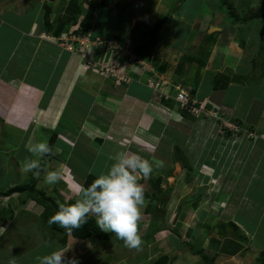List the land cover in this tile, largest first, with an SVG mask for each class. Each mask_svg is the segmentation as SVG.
Listing matches in <instances>:
<instances>
[{
  "label": "crops",
  "instance_id": "0c3cea01",
  "mask_svg": "<svg viewBox=\"0 0 264 264\" xmlns=\"http://www.w3.org/2000/svg\"><path fill=\"white\" fill-rule=\"evenodd\" d=\"M190 1L111 0L110 4L102 5L100 0H0V60H9L21 66L26 75L14 74L11 70L13 67L5 70V73L0 67V74L11 87L22 80L29 87L33 86V90H19L23 103L33 110L36 109L33 107L35 104L46 100L44 96L47 88L52 85L55 72L64 63L61 76L67 80L65 86L57 85L61 91H53L49 99L51 105L64 107V116L68 113L76 125L81 123L82 126L73 145L59 140L60 152H65L68 160L71 159L72 149L76 145L80 146L79 163L73 161L69 165L64 159L57 163L59 168L63 166V176H69L71 181L82 184L87 173L96 175L104 171L118 151L138 152L150 161L163 162L160 167L154 165L153 171L157 176L166 174L165 178L161 177V183L154 189L152 187L148 191L149 187L147 190L145 188L149 195H145V207L138 224L142 253L146 254V249L150 250L153 244L164 249L163 246L168 242L173 247L164 251L174 250L170 254L173 260L177 256L175 253L185 248L200 257L190 251L187 243L194 249H201L213 259V264H242L241 256L247 249L244 240L249 238L256 242V235L264 239V178L259 177L264 174V75L256 84L261 92L253 93L246 100L239 93V87H245V83L251 81L248 73L253 70L255 54L250 55L247 49L252 42L250 27L257 19L246 21L249 24L243 27L246 22L232 19L227 10L220 8V0H212L215 6L197 0L198 6L192 9L188 7ZM228 2L232 3V0ZM260 3L257 0L252 6ZM249 7H240L241 10L237 12L243 13ZM45 14L47 22L44 20ZM165 14H169L167 20L150 43L148 30ZM60 21L65 23L60 33L54 35L53 30ZM72 36L83 43L89 40L107 41L110 45L105 49L108 56L103 52L105 50H96L97 57L102 59L107 57L113 60L124 52L132 55L127 71L136 79L154 73L168 83L189 79V85L194 89L191 95L193 99L220 105L222 112H226L233 120L240 119L243 127L250 126L260 136L252 140L244 137L239 140L238 136L235 140L229 133L218 132L212 118L184 115L180 119L174 100L169 104L161 103L151 89L136 80L128 84L106 82L105 79L96 83L91 75L85 84L84 81L74 84V79L83 75L84 54L69 51L67 49L70 47L63 46V38L72 39ZM111 40L116 41L118 49ZM150 44L153 50L149 48ZM127 45L128 48L132 47L133 54L123 49ZM152 53L159 58V63L150 58ZM184 55L191 59H184ZM166 56L174 60V69L171 65L166 68L162 63V60L167 61ZM169 70H173V77L166 74ZM219 72L230 76L245 75L247 81H230L225 86L214 88L212 79ZM204 83L209 85L208 89L203 90ZM94 85H97L96 94L90 95L87 88ZM71 87L77 91L75 95L80 101L76 110L69 105L66 109V103H61ZM1 104L0 112L5 113L6 108ZM137 107L142 110L139 112ZM94 112L98 114L96 120L89 116L79 120L81 115ZM117 112H123L122 122L131 123H116ZM23 115L13 111L8 120L16 126ZM62 115H59L60 119ZM110 116H113L111 121L108 119ZM45 124L50 125L49 131L53 129L52 124ZM61 124L67 128L63 120H60L58 127ZM84 127L100 135L96 133L91 137L83 130ZM58 132L67 135L64 128ZM137 133L142 136H137ZM108 134H112L113 138L106 137ZM134 137L139 138V142ZM125 138L127 140L123 142ZM176 147L180 148V153H176L178 156L175 155ZM184 168L191 176L204 182L205 186L210 181L209 175L223 177L216 180L218 186L210 184L208 187L212 188L206 193L185 195L183 192L187 186H184L181 176L176 186L169 183L171 172L175 170L181 174ZM66 187L69 188L68 185ZM166 187L171 188L164 199L162 196ZM152 193L155 195L150 196ZM0 222L3 226L4 221L0 219ZM114 239L117 238L114 236ZM112 244L124 243L113 241ZM257 245H264V242ZM151 257L152 252L133 264H144V260ZM201 261L203 264H211L202 258Z\"/></svg>",
  "mask_w": 264,
  "mask_h": 264
},
{
  "label": "rangeland",
  "instance_id": "374dc122",
  "mask_svg": "<svg viewBox=\"0 0 264 264\" xmlns=\"http://www.w3.org/2000/svg\"><path fill=\"white\" fill-rule=\"evenodd\" d=\"M21 1H27V0H21ZM242 2L239 3V0L235 1L232 0V5L236 8L237 11H240V7H249L252 6L253 3H256L257 0H240ZM262 2L263 0H259ZM211 3L212 6H215V1L212 0H203L204 4ZM245 3V5H244ZM250 3V4H246ZM220 8L227 10L226 5L222 4L221 0L219 1ZM198 6L197 0H191L188 7L190 9L196 8ZM249 24L248 22L243 24V27ZM252 33V42L251 45L248 46L247 53H250V55L255 54L253 63V70L248 73V78H250L251 81H247L245 83V87H239V93L243 97V100L250 99V96L253 93L261 92L262 90H259L256 88L257 81H261L262 76L264 75V19H257L254 21L253 26L250 27V31ZM248 32V33H249ZM70 39L67 37V39L63 38V46L70 47V49H67L69 51H77L79 54H84V58L82 59L83 62H85L83 65L84 72L83 75L80 76L79 79H74V84H80L82 81L88 82L91 75L94 76V80L97 83L98 81L101 83L104 79L106 82H112V83H125L128 84L134 80L140 82V78L136 79V77H132L129 75L126 68L129 66V63H131L129 59V54L124 52L122 55H119L116 59L110 58L107 59L105 57L104 59L100 58V56L97 57L98 52L96 50H105L107 47L109 48L110 45H108L107 41L104 40H93V41H85L78 43L77 39L74 38ZM251 37V34H250ZM151 41L150 43H152ZM250 43V42H249ZM100 47V48H98ZM98 48V49H97ZM132 47L128 45L123 48L126 50H129V53L133 54V51L131 49ZM153 50V47H150ZM254 51V53H252ZM93 51V52H92ZM106 54V50L103 51ZM100 51V53H103ZM151 53V52H150ZM157 54V53H156ZM153 60H157L159 63V58L156 57L155 53L151 54ZM106 56H108L106 54ZM121 56V57H120ZM127 56V57H126ZM156 57V58H155ZM159 57V56H158ZM166 60H162V63L164 66L171 65V68L174 69V60L171 56H166ZM181 60H179L180 62ZM184 61V60H183ZM134 62V61H132ZM14 63V62H13ZM11 61H1L0 60V67H2V71L10 70L11 69L14 74L19 76L26 75L25 71L21 68V66H18L17 64H13ZM115 64V67H117L119 70H121L124 73L117 77L116 71H110V64ZM161 63V62H160ZM21 64V63H19ZM91 64V65H90ZM105 64V65H103ZM107 64V65H106ZM179 64V63H178ZM183 64V63H182ZM64 63L62 64L61 68L55 72L53 78H52V85L47 88V94L44 96L46 100L40 102L39 104H35L36 109L33 108V110H30L26 104L23 103V96H21L20 89H28L33 90V86L29 87V84L19 81L15 86L11 87L10 83L6 81L4 76H1L0 74V103L6 108L5 113L0 112V189L5 188L9 185L15 184V183H21L25 182L30 178V174H24L21 170V165L25 158L31 157V154L27 151L26 145L35 143L40 140H47L49 133L53 132L52 130L55 129L56 131H59L61 129H66L67 135H62L59 132L58 137L59 139H62L63 142L67 143L68 145H73L75 139L81 132L82 126L76 125L75 120H71L65 115L64 107L59 106L55 107L53 104L51 105L52 101H50V95H52L53 91L60 92L61 90L58 89L59 86L62 84L65 86V82L67 81L64 79L62 74ZM130 67V66H129ZM167 68V67H166ZM19 69V71H17ZM110 69V70H109ZM1 70V69H0ZM166 71V70H165ZM164 71V72H165ZM188 72V71H187ZM173 70H169L166 72V74L170 77H173ZM28 74V73H27ZM165 74V75H166ZM175 77V76H174ZM28 78V77H27ZM152 79L158 80V76L155 75H148L146 79ZM144 80L143 85L148 87L147 80ZM176 79V78H175ZM21 80V79H20ZM104 80V81H105ZM189 79L185 80H178L179 82H176L174 84H180V86H184L186 91L188 92L189 98H192L191 95L194 92V89L189 85ZM185 81V82H184ZM18 90L16 87H18ZM100 85V84H99ZM57 86V87H56ZM73 86V85H72ZM74 87V86H73ZM203 90L208 89L209 85L203 84L202 85ZM89 89L90 95L96 94L97 85H94ZM150 89V88H149ZM79 90V89H78ZM76 90L73 91V88L71 87L69 94L66 96V99L62 101L61 103L64 105L66 103V109H68V105L72 106L74 109L78 106V98ZM76 94V95H75ZM57 96V94H55ZM65 94L63 95V97ZM59 97V95H58ZM91 97V96H90ZM193 99V98H192ZM169 100V99H167ZM91 102V100H90ZM196 103H201L203 100L196 99ZM208 102V101H206ZM212 103V102H211ZM89 104V103H88ZM169 104V103H167ZM204 104V107L207 108L209 103H202ZM256 104V103H255ZM38 105V106H36ZM216 106V109H222L220 105L214 104ZM40 107V109H39ZM32 108V106H31ZM70 108V107H69ZM72 109V110H74ZM139 112L142 110V108L137 107L136 108ZM76 110V109H75ZM13 111H19L23 113V118L20 120V122L16 123V126L11 124V121L8 120L10 113ZM68 111V110H67ZM222 110H219V112ZM112 113V112H110ZM123 112H117L115 115L116 123H124L122 122L121 115ZM225 115L223 116V114ZM61 119L59 118L61 115ZM113 115L115 114L112 113ZM186 116H189L191 113L190 111H186ZM180 119L184 117L182 113H179ZM203 114H199L198 116L203 117ZM58 116V117H57ZM89 116L90 119H95V116H98L97 112L94 114L89 113L88 115H81V118L79 120H85L86 117ZM193 116V115H192ZM220 117H222L223 120H219L217 117H215L216 122L219 121V123H222L223 121L226 123L225 126L228 128H234V124L232 123L233 118H231L226 112H222ZM113 116L108 117V119L112 118ZM122 118V119H121ZM67 119V120H66ZM69 119V120H68ZM74 119V118H73ZM126 119V118H125ZM60 120L65 123V127L58 124ZM110 119L109 121H111ZM52 124L53 129L49 131L48 126L45 123ZM53 122V123H51ZM127 124L131 122H126ZM124 123V125H126ZM237 127V126H236ZM126 128V126L124 127ZM234 132L236 138L239 136V140L241 137H244L245 139H255L260 136V134H257V131L254 132L250 130L249 128L243 127V125L239 128H234ZM85 132L88 133L91 137L95 136L96 133L100 135L98 132H94L89 130L88 128L84 127ZM79 133V134H78ZM137 136H142L140 133L136 134ZM147 135V133L145 134ZM263 135V134H261ZM103 136V135H102ZM148 136H151L148 134ZM106 137L113 138L112 134H108ZM115 137V136H114ZM127 137V136H126ZM235 138V140H236ZM134 140L138 141L139 138L134 137ZM125 138L123 140L126 141ZM122 142V143H123ZM139 142V141H138ZM142 142V141H141ZM145 143L146 142H142ZM140 145V144H139ZM264 146V144H263ZM79 145H76L74 149L71 151V159H66L65 156L67 154L65 152H59V150L54 148V155L53 153L48 157V161L45 168L49 169H55L58 168L59 165L58 160L64 159L67 163L73 164L74 162L79 163L80 160L78 158V152L80 150ZM263 151V150H261ZM180 153V148H175V155L178 156L176 153ZM264 152V151H263ZM74 161V162H73ZM182 161V160H181ZM63 168V166H62ZM179 168V167H177ZM63 170V169H62ZM43 175V173H42ZM70 175V174H69ZM80 174H78L79 176ZM171 178L169 179V183L171 185L176 186L178 183H180V176L181 179L184 181V186H187V190L183 192V194L188 195V193L192 194H202L206 193L207 191L211 190L212 187H208L210 184H214V186H218V177L223 176H215L213 177L212 174L209 175L210 181L207 182V186H205L204 182L201 180L199 181L194 176H191L187 169L184 168V172L181 174H177V171L174 170V173L171 172ZM166 174H158V176L155 174V171L151 174V177L147 180H141L140 182L144 184L146 190L154 189L157 187L156 185H159L161 183V177L165 178ZM72 179L73 176L71 175ZM81 177V176H80ZM160 177V179H159ZM232 178V175L229 176ZM240 177V176H239ZM259 177L264 178V174H261ZM216 178V179H215ZM173 180V181H172ZM83 181V180H82ZM198 182V183H197ZM39 181L36 179V187L40 190L45 191L47 194L53 196L59 203L62 202L63 198L68 197H74V193L71 190L78 182L75 180L71 181V178L69 176H63V179L59 181L57 184L53 186H44V187H38ZM197 183V184H196ZM200 184V186L197 188V186ZM66 185L69 186V188L66 187ZM71 188V189H70ZM171 187H166L164 196L162 198L165 199V197L170 193ZM164 190V188L162 189ZM6 208V211L4 210ZM44 206L39 204L34 197L29 194L25 193L22 195H16L12 194L8 197H0V219L3 220V226L2 222H0V228H3V233L0 236V264H38L37 257L44 255L48 252H50L53 249L56 248H67V251L65 253L66 257H74L78 260L79 264H133L135 261L142 259L145 257H148L149 253L152 252L151 259L144 260V264H203L201 261V258L197 255H193L190 252H188L185 249H180L178 252L175 253L176 259L174 260L171 258L170 254L174 253L175 251H168L170 250L171 245H168L165 243L163 246L164 249L158 248L157 245L154 246L151 245V249H146V254L142 253L141 250H135V249H129L124 244H112L113 241H121L119 239L116 240H108L100 242L95 237H87V238H75L71 234L67 233V239L65 244H60L57 240V238H54L55 235H51V232L48 226H45L41 222L40 213L43 210ZM6 219V220H5ZM230 229V228H229ZM6 230V231H5ZM231 231V229L229 230ZM245 236L244 234H241ZM115 236V235H113ZM33 237V239H32ZM166 240V239H164ZM169 241V240H168ZM247 243V249L243 252L242 257V264H258L259 259L262 255H264V245L258 246L257 244L263 243L264 239L258 237L256 235L254 241L250 240L249 238H246L244 240ZM106 242V243H105ZM160 244V243H159ZM196 246V242L194 244ZM168 249L167 251H164L165 249ZM263 248V249H262ZM153 249V250H152ZM262 249V250H261ZM249 250V251H248ZM151 251V252H150ZM140 252V253H139ZM166 252V253H165ZM154 253V254H153Z\"/></svg>",
  "mask_w": 264,
  "mask_h": 264
},
{
  "label": "clouds",
  "instance_id": "9594fccd",
  "mask_svg": "<svg viewBox=\"0 0 264 264\" xmlns=\"http://www.w3.org/2000/svg\"><path fill=\"white\" fill-rule=\"evenodd\" d=\"M84 63L82 62L83 65H85ZM146 78L140 79V83L143 84ZM158 79L160 80V77ZM153 92L163 104L166 102H162L161 98L174 100V98L165 99L158 96L157 92ZM190 100L195 99L190 98ZM175 102L178 103L177 101ZM202 103H209L207 108L215 109V105L211 102L203 101ZM162 107L170 108L167 105H162ZM177 107L178 114L182 113V111H187L182 109L180 105ZM220 112L222 113V111ZM189 116L200 117L192 113ZM202 116L212 118L217 125L218 132L223 133L225 131L222 129L225 126L224 123L216 122L217 120L211 115ZM234 126L239 128L236 123ZM225 127L228 128L227 126ZM228 129L230 130L229 135L235 138V135H233L236 134L234 132L235 129L230 127ZM58 134L59 132L57 131V139L62 141V139H59ZM26 148L31 157L25 158L21 165V170L24 174L31 173L32 177L39 181L38 187H50L63 179L62 168H44L41 162L44 157L52 153L54 155V148L57 150L59 148L58 142L51 147L45 139L28 144ZM162 164V161H150L138 152L129 150L118 151L112 157L108 167L96 174L91 183L86 186L77 183L71 189L76 197L75 201L73 203H60L58 209L48 218V223L50 225L56 224L66 232H72L79 229L90 217H94L100 230L114 234L117 239L123 241L127 248L140 250L142 237L138 224L146 201L145 186L140 181L151 177L154 165L160 167ZM2 232L3 228H0V233ZM66 251L67 248H56L38 256L36 259L38 264H79L76 258L66 257Z\"/></svg>",
  "mask_w": 264,
  "mask_h": 264
},
{
  "label": "trees",
  "instance_id": "16d2710c",
  "mask_svg": "<svg viewBox=\"0 0 264 264\" xmlns=\"http://www.w3.org/2000/svg\"><path fill=\"white\" fill-rule=\"evenodd\" d=\"M111 0H100V3L102 5H108L110 4ZM222 3L224 5H226L227 7V12L229 14L230 17H232V19L234 20H239V22H246V21H250V20H254V19H264V0L262 1V3L255 5V6H251L249 7L247 10H245L243 13H238L236 8L232 5V3L228 2V0H222ZM169 14H165L162 17L158 18L154 24L152 25V27L148 30V34L151 36L150 41H152L157 34V31L159 30V28L161 27V25L163 24V22L165 20H167ZM44 20L45 22H47L46 20V14L44 15ZM64 21H60L56 27V29L53 30V34L54 35H58L61 31L62 26L64 25ZM184 59H191L188 55H184L183 57ZM254 61V60H253ZM255 64V62H253ZM245 79V75H236L233 74L230 76V74L228 73H223V72H219L217 74H215V76L212 79V85L214 88H219L222 86H225L226 84H228L230 81H242ZM162 102H168L170 103L172 101V99L169 100H164L161 98ZM182 113L185 115L186 111H182ZM234 123L238 124L239 126H242V121L239 119V121L237 120H233ZM250 130H252V128H250V126L248 127ZM223 130H225V133H230V130L228 128H226L225 126L222 127ZM49 145L51 147H53V145L55 143L58 142L59 144V140L57 139V131L54 130L53 132H51V134L49 135L48 139H47ZM51 155V154H50ZM46 156L42 159V166L45 168L47 161H48V157L50 156ZM95 175L93 173H87L84 176L82 185H87L89 183H91V181L94 179ZM25 193H29L31 194L34 199L41 205L44 206L43 210L40 213V217H41V222L45 225L48 226L50 231L54 232L53 234L50 233L51 235H55L54 238H57L58 242L62 245L66 243V239H67V233L71 234L73 237L75 238H87V237H95L101 241H108V240H116L114 239V234L112 233H107L104 232L102 230L99 229V227L97 226L96 222H95V218L94 217H90L88 219V221L83 224L79 229L73 230L72 232H66L64 229L60 228L58 225L56 224H49L48 223V218L52 215L53 212H55L58 209V205L60 203H73L75 201V197H68V198H63L62 202H58L53 196L47 194L45 191L40 190L36 187V179L32 177V174H30V178L25 181V182H21V183H15L12 185H9L5 188L0 189V197H4V196H9L12 194H16V195H22ZM145 195H149V192L145 191ZM155 194H150V196H153ZM4 210L6 211V208H4ZM186 245H188L187 247L190 249V251L192 253L198 254L200 255V257L206 261L207 263H211L213 264V262H211L213 259L209 258L201 249H194L192 245L185 243ZM258 264H264V255L261 256V258L259 259V263Z\"/></svg>",
  "mask_w": 264,
  "mask_h": 264
},
{
  "label": "built area",
  "instance_id": "2783aa9c",
  "mask_svg": "<svg viewBox=\"0 0 264 264\" xmlns=\"http://www.w3.org/2000/svg\"><path fill=\"white\" fill-rule=\"evenodd\" d=\"M111 43L114 44V47H117L118 45L116 44L115 40H111ZM129 59H132V55L129 54ZM91 65V64H90ZM105 65V64H103ZM107 65V64H106ZM111 69V70H110ZM110 71H116L117 72V77L123 74V77L125 76L124 73L119 70L117 67H115V64L111 63L110 64ZM127 69V68H126ZM148 82V87H150L153 91L158 93V96L163 97L165 99L167 98H174L175 101H177L182 109H185L187 111H190V113L194 115H211L214 118L217 117L219 120H223L222 117L219 116L221 115V112L218 111V109H208L204 107V104L201 103H196L195 100H190L188 96V92L184 88V86H180V84H170L166 80L163 79H155L152 80L150 78L146 79ZM226 124L224 121L222 122ZM236 128V126H234Z\"/></svg>",
  "mask_w": 264,
  "mask_h": 264
},
{
  "label": "bare ground",
  "instance_id": "6f19581e",
  "mask_svg": "<svg viewBox=\"0 0 264 264\" xmlns=\"http://www.w3.org/2000/svg\"><path fill=\"white\" fill-rule=\"evenodd\" d=\"M177 104V106L179 105L178 103H176Z\"/></svg>",
  "mask_w": 264,
  "mask_h": 264
}]
</instances>
